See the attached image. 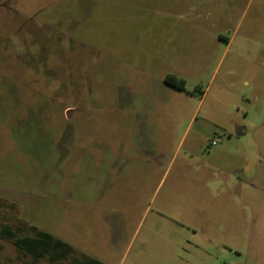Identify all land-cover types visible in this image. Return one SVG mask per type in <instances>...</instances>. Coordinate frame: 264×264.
I'll return each mask as SVG.
<instances>
[{"label":"rangeland","instance_id":"1","mask_svg":"<svg viewBox=\"0 0 264 264\" xmlns=\"http://www.w3.org/2000/svg\"><path fill=\"white\" fill-rule=\"evenodd\" d=\"M0 199L106 264H264V0H0Z\"/></svg>","mask_w":264,"mask_h":264},{"label":"trees","instance_id":"2","mask_svg":"<svg viewBox=\"0 0 264 264\" xmlns=\"http://www.w3.org/2000/svg\"><path fill=\"white\" fill-rule=\"evenodd\" d=\"M164 83L174 89L184 90L186 81L175 75L168 74ZM3 204L0 199V206ZM22 227V228H21ZM31 230L33 234H21L24 230ZM0 237L11 243L18 253L20 264L29 259L33 264L47 260L49 263L67 262V264H105L87 254L79 253L73 246L53 236L51 233L28 227L24 224L13 229L9 225H0Z\"/></svg>","mask_w":264,"mask_h":264},{"label":"crops","instance_id":"3","mask_svg":"<svg viewBox=\"0 0 264 264\" xmlns=\"http://www.w3.org/2000/svg\"><path fill=\"white\" fill-rule=\"evenodd\" d=\"M168 86V85H167ZM111 150V149H110ZM102 162H105L109 167V176H111L112 174H127L128 172H130V166L132 165V161L129 159H125V160H119L118 159H113V158H109V159H102ZM161 162L164 164H169L171 162V160H165V159H161ZM116 166H123V167H128V169L125 170H119L116 169ZM92 257V256H91ZM95 258V257H93ZM101 261V260H100ZM106 264V263H105Z\"/></svg>","mask_w":264,"mask_h":264},{"label":"built area","instance_id":"4","mask_svg":"<svg viewBox=\"0 0 264 264\" xmlns=\"http://www.w3.org/2000/svg\"><path fill=\"white\" fill-rule=\"evenodd\" d=\"M219 141H220V138H217V139L213 140L212 141V145H216Z\"/></svg>","mask_w":264,"mask_h":264}]
</instances>
